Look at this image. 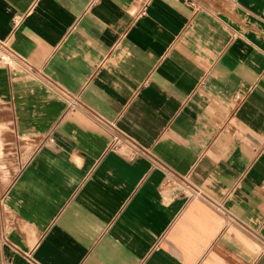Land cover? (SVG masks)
I'll return each instance as SVG.
<instances>
[{
  "label": "crops",
  "instance_id": "1",
  "mask_svg": "<svg viewBox=\"0 0 264 264\" xmlns=\"http://www.w3.org/2000/svg\"><path fill=\"white\" fill-rule=\"evenodd\" d=\"M0 264H264V0H0Z\"/></svg>",
  "mask_w": 264,
  "mask_h": 264
},
{
  "label": "built area",
  "instance_id": "2",
  "mask_svg": "<svg viewBox=\"0 0 264 264\" xmlns=\"http://www.w3.org/2000/svg\"><path fill=\"white\" fill-rule=\"evenodd\" d=\"M145 15H146V8H142L138 13H136V18H141L144 17ZM124 142L125 140L121 139L119 136H115L110 145V148L120 152L123 156L128 158L131 155L125 152L124 147L122 145Z\"/></svg>",
  "mask_w": 264,
  "mask_h": 264
}]
</instances>
